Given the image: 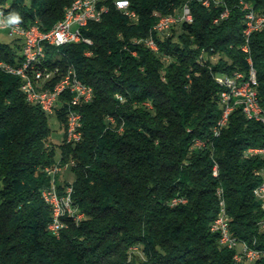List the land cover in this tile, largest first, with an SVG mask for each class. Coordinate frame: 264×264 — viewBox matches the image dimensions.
<instances>
[{
  "label": "trees",
  "instance_id": "obj_1",
  "mask_svg": "<svg viewBox=\"0 0 264 264\" xmlns=\"http://www.w3.org/2000/svg\"><path fill=\"white\" fill-rule=\"evenodd\" d=\"M72 1L0 0V13H17L23 26L37 23L47 31ZM129 1L137 20L111 8L84 29L92 45L70 43L51 52L54 63L72 64L94 90L81 108L82 138L75 145L63 136L55 146L49 116L25 100L18 77L0 69V264L250 263L235 261L234 250L221 247L211 231L218 188L232 234L264 249V211L253 195L264 180V156L247 153L264 147V124L237 106L220 134L213 132L223 89L213 75L248 76L250 70L241 49V1L264 14V0L208 7L203 0ZM184 4L191 23L152 32L158 18ZM225 7L228 16L214 23ZM149 35L157 51L135 42ZM248 45L264 109V31L253 33ZM20 48L19 38L0 42V61L15 62ZM203 49L218 60L200 62ZM62 110L55 115L61 128ZM68 160L75 162L72 181L55 185L60 194L72 187V207L82 216L65 217L57 236L48 230L51 209L41 194L52 182L45 168ZM175 198L186 201L173 204Z\"/></svg>",
  "mask_w": 264,
  "mask_h": 264
},
{
  "label": "built area",
  "instance_id": "obj_2",
  "mask_svg": "<svg viewBox=\"0 0 264 264\" xmlns=\"http://www.w3.org/2000/svg\"><path fill=\"white\" fill-rule=\"evenodd\" d=\"M120 2H127V10L121 13L131 20V12L133 11V9L130 8V1L117 0L115 5L116 10L117 5ZM82 3L88 2L87 0H79V2L74 3L72 6V10H77L78 16V25L73 26L72 30H65V21H63V25L59 29H52V31L49 32H40V29H36V23L29 26H23L22 24H19L8 27H0V29L7 30L8 35H13V38H19L21 40V48L19 50L18 56L15 58V62H0H5V68H12L13 71L22 74L21 91L23 92L26 101L34 102V105H37L43 112H50L51 116L57 115V108H59L60 106H67V110H71V116L75 117V124L71 125V145H75L82 138V124L80 123L81 108L93 100V87L81 80H78V86H71L70 78V80L64 83L63 86H59L58 96L39 98L40 90H37V88H34V96H26L25 86H29L27 84V76H36L37 78H39L41 76V72H50L52 78L54 73H56V71L60 70L61 68L59 63L54 65L53 67H44L40 64L39 51H41L42 48H50L54 50L59 49L56 48V41H61L65 38H74V28H87V26L89 25V23H87V16H94V18H96L105 16L110 11L107 10L105 0H101L98 3V6L94 7L93 11H82ZM211 3L219 4L221 3V0H203V5L206 7H208ZM241 9L244 11L245 16L243 28L244 43L241 49L244 53L247 54V61L250 65V70L248 76H239L238 71H234L232 74L215 73L213 75L215 81L223 88L220 93L223 118L217 120L215 126L213 127V132L216 136L219 135L222 128L227 125L231 112L237 106L241 107L242 112L246 116V118L258 121V119H254V112L246 113L243 105L235 104L233 101V95H228L226 92V85L229 82H240V89L238 90V92L250 91V94H257L258 96V81L257 78H254V68L252 66V60L249 56L248 44L250 31H253V22L261 21V19L259 18V16H250L249 8L247 6L241 7ZM228 14L229 10L225 7L220 15L213 20L214 23H218L219 21L223 20L228 16ZM66 18H70V12L69 14H67ZM0 19L6 18L4 15H2L0 16ZM192 21L193 16L191 10L187 4H184L182 10H179L176 14L167 15L164 18L163 23H161L159 27H154L155 34H164L170 32L171 29L179 26L181 23H191ZM84 37L85 39H88V45H92V40L89 37L85 36V34ZM137 40H146V47L150 48L153 51L158 50L153 36H148L145 39ZM86 54L88 55V52H86ZM132 54L135 55L136 52L133 51ZM29 60L37 61L36 71H28ZM199 60L203 63L207 60L216 62L218 60V55H208L206 50L203 49L199 55ZM64 98H71V105H64ZM255 112H262V119H264V109L261 108L259 100L258 105H255ZM108 120L110 122H113L112 117H109ZM201 144L202 143L200 141H197V145ZM251 151H258V155L264 156V147L251 148L247 150V153L251 154ZM72 166L73 165H71V167ZM61 168L62 163L60 162L55 164L53 167L45 168V171L51 176L52 182L49 187H46L42 190L41 194L46 203H52L51 230L52 233L57 236L59 235L60 231L67 226L61 225L58 220H56L57 194L60 193L56 188L55 180L57 173L60 172ZM213 175H218L217 165L213 167ZM71 191L72 187L68 186L61 194H65L66 196L68 211H75L72 207V200L70 197ZM261 191H264V180H262L261 183L253 189V195L259 201L261 210L264 211V198H261ZM216 193L219 198V219L217 221H213V223L211 224V231L218 234L220 246L234 250L233 258L237 262H255L259 259H264V249L253 248L247 242L238 240L237 237L232 234L230 230V219L227 214L226 204L223 198V190L221 188H218ZM184 200L185 199L182 198H175L172 200V203L177 204L179 202H184ZM259 225L261 229H264V218H262V220L259 222Z\"/></svg>",
  "mask_w": 264,
  "mask_h": 264
},
{
  "label": "bare ground",
  "instance_id": "obj_3",
  "mask_svg": "<svg viewBox=\"0 0 264 264\" xmlns=\"http://www.w3.org/2000/svg\"><path fill=\"white\" fill-rule=\"evenodd\" d=\"M100 1L101 0H87L88 3H82V11H93L94 7H97ZM116 1L117 0H105V5L107 7V10H110L111 8L115 9ZM77 2H79V0H73L71 4L65 8L63 18L60 19L50 30L47 31L41 30V28L37 23H36V29H40V32H49L52 31V29H59L63 25V21H65V30H72L73 26L78 25L77 10H72L73 4ZM246 6L249 8L250 16H259V18L261 19V21L253 22V31H250V37H251V35L255 32L264 31V14H259L258 12L254 11L247 3L241 1V7H246ZM182 8L183 6L180 8V10H182ZM117 10L120 12L126 11L127 2L118 3ZM69 12H70V18H66ZM166 16L167 15L158 18L157 22L154 23V25L152 26L151 29L152 32H155L154 27H159L160 24L163 23L164 18ZM103 17L104 16L94 18V16H87V23L100 22ZM131 20L132 21L137 20V14L134 10L131 12ZM10 36L13 37V35ZM141 41L146 44V40H135V42H141ZM70 43L88 44V39H85L84 37V29L74 28V38H65L61 41H56V48L62 47ZM52 50L53 49L50 48H42L41 51H39L40 64L43 65L44 67H53L54 65L58 64V62L54 63L50 57L53 56L51 54ZM249 54H250V47H249ZM59 65L61 66L60 70L56 71V73H54L52 78L50 72H41V76L39 78H37L36 76H27V84L29 86H25L26 96H34V88L40 90L39 98L58 96L59 86H63L64 83L70 80V78H71V86H78L79 78L74 66L69 62H67L66 60L62 62V64L59 63ZM0 69L5 71L6 73L18 77L20 80V88L22 87V74L13 71L12 68H5V62H0ZM36 69H37V61L29 60L28 71H36ZM238 73L239 76H245V74L241 71H238ZM254 78H256L255 70H254ZM239 89H240V82H229L226 85V92L228 95H233L234 103L237 105H243L246 113L254 112V119H258L259 122L264 124V119H262V112H255V105H258L257 94H250V91L238 92ZM27 102L34 104V102L32 101H27ZM64 105H71V98H64ZM61 109H63L62 111L64 112V116H65V120L63 122L65 142L71 143V125L75 124V117L71 116V110H67V106H60L59 108H57V113ZM44 113L48 116H51L50 112H44ZM221 118H223V109L219 120ZM81 119H82V113L80 116V123H81ZM251 153L258 154V151H251ZM74 163L75 162L72 160H68L65 163L63 162L60 172L57 173L56 179H58V176L64 171L70 170L71 165H74ZM261 198H264V191H261ZM185 201L186 200H184V202ZM46 204L50 207L51 209L50 211L52 212V203H46ZM74 215H75V211H68L65 194H57L56 220H58V222L61 225H65L64 218ZM74 217L76 218V220H78L81 217V215H75ZM218 219H219V213L217 217L214 219V221H217ZM51 226H52V220L48 224V230L52 232Z\"/></svg>",
  "mask_w": 264,
  "mask_h": 264
},
{
  "label": "rangeland",
  "instance_id": "obj_4",
  "mask_svg": "<svg viewBox=\"0 0 264 264\" xmlns=\"http://www.w3.org/2000/svg\"><path fill=\"white\" fill-rule=\"evenodd\" d=\"M175 28H179V26H176ZM13 40V37L8 35V31L5 29H0V42H11ZM49 127L51 128V140L55 144L57 148L62 144L63 142V136L64 131L63 128H61V123L56 118V116H49ZM73 175L70 170L65 171L64 173H61L58 176L57 180L63 181H72ZM246 264H253L252 262L246 263Z\"/></svg>",
  "mask_w": 264,
  "mask_h": 264
},
{
  "label": "clouds",
  "instance_id": "obj_5",
  "mask_svg": "<svg viewBox=\"0 0 264 264\" xmlns=\"http://www.w3.org/2000/svg\"><path fill=\"white\" fill-rule=\"evenodd\" d=\"M3 14L0 13V16ZM21 23V17L17 13L10 14L6 19H0V27H8L19 25Z\"/></svg>",
  "mask_w": 264,
  "mask_h": 264
},
{
  "label": "crops",
  "instance_id": "obj_6",
  "mask_svg": "<svg viewBox=\"0 0 264 264\" xmlns=\"http://www.w3.org/2000/svg\"><path fill=\"white\" fill-rule=\"evenodd\" d=\"M64 172H65V171H64ZM64 172H63V173H64Z\"/></svg>",
  "mask_w": 264,
  "mask_h": 264
}]
</instances>
